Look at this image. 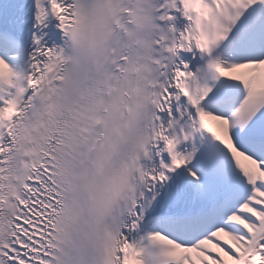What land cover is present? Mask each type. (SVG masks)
Masks as SVG:
<instances>
[{
    "label": "snow or ice",
    "instance_id": "snow-or-ice-1",
    "mask_svg": "<svg viewBox=\"0 0 264 264\" xmlns=\"http://www.w3.org/2000/svg\"><path fill=\"white\" fill-rule=\"evenodd\" d=\"M0 264H264V0H0Z\"/></svg>",
    "mask_w": 264,
    "mask_h": 264
}]
</instances>
